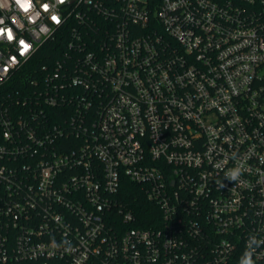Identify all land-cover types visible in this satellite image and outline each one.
Masks as SVG:
<instances>
[{
  "label": "built area",
  "instance_id": "built-area-1",
  "mask_svg": "<svg viewBox=\"0 0 264 264\" xmlns=\"http://www.w3.org/2000/svg\"><path fill=\"white\" fill-rule=\"evenodd\" d=\"M47 41L0 97V264H264V0H0V88Z\"/></svg>",
  "mask_w": 264,
  "mask_h": 264
},
{
  "label": "trees",
  "instance_id": "trees-1",
  "mask_svg": "<svg viewBox=\"0 0 264 264\" xmlns=\"http://www.w3.org/2000/svg\"><path fill=\"white\" fill-rule=\"evenodd\" d=\"M59 43L49 41L45 42L35 54V56L30 60V62L25 66L23 70H20L16 76L6 85L0 88V97L3 96L10 89L15 88L19 91H24L25 84L29 78H31V70L41 66L43 63L48 61H53L59 53ZM127 192L124 193L126 200L129 203V207L139 215L142 219L151 218L152 214L158 209L157 207L146 200L144 195L137 190V186L134 184H125L123 187ZM137 196V197H136ZM136 197V198H135ZM140 225V224H139ZM147 224H141L140 226H146Z\"/></svg>",
  "mask_w": 264,
  "mask_h": 264
},
{
  "label": "clouds",
  "instance_id": "clouds-1",
  "mask_svg": "<svg viewBox=\"0 0 264 264\" xmlns=\"http://www.w3.org/2000/svg\"><path fill=\"white\" fill-rule=\"evenodd\" d=\"M242 174V166L237 165L235 168L230 169L229 172L227 173V179L230 181H238L240 176ZM251 241H255V243H260L256 241L255 237L250 238ZM241 264H254V261L252 260V252L249 251L246 253V256L241 259Z\"/></svg>",
  "mask_w": 264,
  "mask_h": 264
},
{
  "label": "snow or ice",
  "instance_id": "snow-or-ice-1",
  "mask_svg": "<svg viewBox=\"0 0 264 264\" xmlns=\"http://www.w3.org/2000/svg\"><path fill=\"white\" fill-rule=\"evenodd\" d=\"M54 19H55V17H54Z\"/></svg>",
  "mask_w": 264,
  "mask_h": 264
}]
</instances>
